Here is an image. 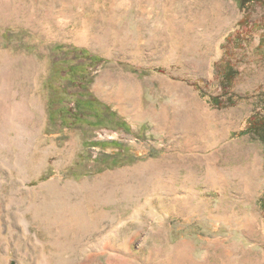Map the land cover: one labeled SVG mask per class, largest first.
I'll use <instances>...</instances> for the list:
<instances>
[{
    "label": "rangeland",
    "instance_id": "1",
    "mask_svg": "<svg viewBox=\"0 0 264 264\" xmlns=\"http://www.w3.org/2000/svg\"><path fill=\"white\" fill-rule=\"evenodd\" d=\"M56 44L106 60L87 88L128 130L50 109L73 56ZM0 87L33 114L0 113V264H264V142L245 133L264 116L261 1L8 0Z\"/></svg>",
    "mask_w": 264,
    "mask_h": 264
},
{
    "label": "trees",
    "instance_id": "2",
    "mask_svg": "<svg viewBox=\"0 0 264 264\" xmlns=\"http://www.w3.org/2000/svg\"><path fill=\"white\" fill-rule=\"evenodd\" d=\"M241 7L247 9V5L252 2V0H235ZM261 1L263 4V0ZM64 50L68 54L71 53L73 56L67 58L65 61V67H60L59 63L55 62L52 67L51 74L48 78L47 88L49 90V107L52 109L54 106L59 105L61 109V116L67 114L72 116L73 123H80L82 120H89L93 118L95 123H98V126L109 127L111 125L122 124L121 127L128 130L130 127L125 121H123L117 114L116 111L112 110L111 106L107 103H104L93 93L88 90L89 86L93 80L94 76L90 75L86 70L89 66H97L106 62V60L100 56L91 53L89 50L80 48L78 46H67L65 44H56L53 47L54 52H59ZM64 72V74H63ZM222 79L221 83L225 87H230V84L237 78V69L234 66H229L228 63H225L223 69H220ZM59 81H67V84L72 85V87L82 88L83 91H78L72 93V100L66 95L65 84ZM59 82V83H58ZM227 91V90H226ZM264 98V95H263ZM227 100L229 103H232V97L228 96ZM72 102V113L69 108V104ZM212 102L218 106H223L224 102L221 100V97L216 96L212 98ZM68 103V105H67ZM68 106V108H67ZM63 107H66L67 110H64ZM70 111V112H69ZM52 114V112H51ZM88 115V118L86 117ZM51 118V117H50ZM124 124V125H123ZM253 133L264 142V116L254 114L250 117L249 127L245 130V133ZM104 143L100 141H95L94 146H100L104 148ZM115 145V144H114ZM108 146V145H107ZM106 146V147H107ZM119 150L122 151L124 148L120 145ZM121 153L116 156L110 155H101L97 161L100 164H107L108 166H118L121 165ZM110 164V165H109Z\"/></svg>",
    "mask_w": 264,
    "mask_h": 264
},
{
    "label": "bare ground",
    "instance_id": "3",
    "mask_svg": "<svg viewBox=\"0 0 264 264\" xmlns=\"http://www.w3.org/2000/svg\"><path fill=\"white\" fill-rule=\"evenodd\" d=\"M8 0H0V11L3 10L7 4ZM7 10V9H6ZM2 14V13H1ZM7 85V84H6ZM4 86V85H3ZM1 88V87H0ZM3 92V91H2ZM1 92V93H2ZM4 94V93H3ZM6 94V93H5ZM7 96V95H6ZM1 97V96H0ZM5 98V97H4ZM3 98V99H4ZM7 99V97H6ZM1 100V98H0ZM16 106H12L11 109L8 108H4V107H0V113H3V115H6L10 120L14 119L16 123H18L19 125L24 123V122H28L32 117L33 114H30V111L28 110L26 104H15ZM3 106V105H1ZM33 106V105H32ZM2 109V110H1ZM42 113V112H41ZM6 119V118H5ZM8 120V122L10 121ZM34 120V119H33ZM8 127V126H7ZM24 133V132H23ZM25 134V133H24ZM28 135V132H27ZM24 136V135H23ZM30 137V136H29ZM16 140V139H15Z\"/></svg>",
    "mask_w": 264,
    "mask_h": 264
}]
</instances>
